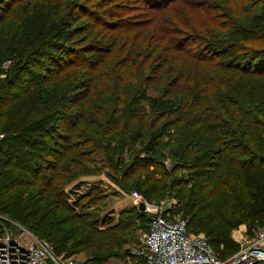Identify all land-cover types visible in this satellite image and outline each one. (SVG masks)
<instances>
[{"label": "trees", "instance_id": "16d2710c", "mask_svg": "<svg viewBox=\"0 0 264 264\" xmlns=\"http://www.w3.org/2000/svg\"><path fill=\"white\" fill-rule=\"evenodd\" d=\"M0 135V214L57 256L107 264L146 228L83 211L101 175L228 259L264 227V0H0Z\"/></svg>", "mask_w": 264, "mask_h": 264}, {"label": "built area", "instance_id": "2783aa9c", "mask_svg": "<svg viewBox=\"0 0 264 264\" xmlns=\"http://www.w3.org/2000/svg\"><path fill=\"white\" fill-rule=\"evenodd\" d=\"M3 138L0 135V140ZM132 206L142 204V196L129 194ZM152 213L141 250L130 251L126 264H261L264 263V227L257 229L248 241L239 236L233 240L238 251L220 260L202 235L189 234L185 220H172L166 211L146 203ZM232 237V236H231ZM0 264H77L72 258L55 254L47 241L0 214Z\"/></svg>", "mask_w": 264, "mask_h": 264}, {"label": "rangeland", "instance_id": "374dc122", "mask_svg": "<svg viewBox=\"0 0 264 264\" xmlns=\"http://www.w3.org/2000/svg\"><path fill=\"white\" fill-rule=\"evenodd\" d=\"M133 0H129V2L131 3ZM130 5V4H129ZM131 5H135L138 6L137 4H131ZM138 7H142L141 5H139ZM133 13L138 14L143 17L145 15V13H148V10L146 9H142L139 10L137 9L136 11H133ZM133 15V14H131ZM138 15V16H139ZM82 21V20H80ZM89 161L90 164H87V168L89 167H97V169H104L105 171H109L110 173H114V177L116 179H118L119 181H123L122 180V167L121 166H117L116 169H113L112 165H109L108 163L105 162V160L102 158L101 155L97 154V155H90L89 157ZM85 164V163H84ZM166 167H170V160H165ZM98 173V172H97ZM80 186L77 188H74L73 193H75V196L78 195H82L85 194L89 189L94 188V187H101L99 188V190H95L92 192V194H90L89 199H81L79 204L80 206L84 207L83 211L84 212H91L94 213V216H96V214L99 211H102L104 208H106L107 211H113V215H111V217H113V219H116L118 216V212L122 209L125 208H129L132 206L131 202H130V198L129 195L122 193L113 183L109 182L108 179L104 176H97V177H92V178H86L83 179L81 183H79ZM78 184V185H79ZM74 198V196H72ZM143 198V197H142ZM142 204L146 203L150 206H153L155 208H157L159 211H166L168 209V204H155L152 202H149L147 200H145L144 198L142 199ZM144 207V205H143ZM137 211L141 212V214L144 216L145 220L142 222L138 219L133 220L135 223V226H141L144 225L146 226V228L142 229H136L135 230V238H136V243L134 245H130L128 247V253L130 251L133 250H141L143 247V240H144V235L147 232V226L152 218V213H149V211H145V209L143 208V210H139L137 207ZM171 216V215H170ZM172 220H184V217H182L179 214H176L174 216L170 217ZM255 231V230H254ZM252 231L250 230L247 226L245 225H241L239 228H237L236 230H233L231 233V236L234 240L238 241L239 240V236L241 235L243 240L245 239L246 241H248L250 238H252L254 236V233L257 231ZM200 235V234H199ZM128 253H123L120 254L117 257L111 258L107 264H126V257L128 255ZM77 264H82L84 257L83 255H79L77 257L72 258ZM264 264V263H261Z\"/></svg>", "mask_w": 264, "mask_h": 264}, {"label": "water", "instance_id": "95a60500", "mask_svg": "<svg viewBox=\"0 0 264 264\" xmlns=\"http://www.w3.org/2000/svg\"><path fill=\"white\" fill-rule=\"evenodd\" d=\"M143 208H144V207H143L142 204H140V205L138 206V209H139V210H143Z\"/></svg>", "mask_w": 264, "mask_h": 264}]
</instances>
